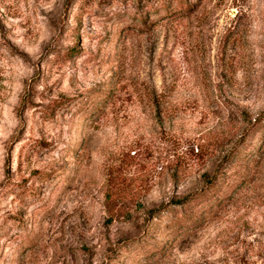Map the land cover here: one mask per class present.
<instances>
[{"label":"rangeland","instance_id":"374dc122","mask_svg":"<svg viewBox=\"0 0 264 264\" xmlns=\"http://www.w3.org/2000/svg\"><path fill=\"white\" fill-rule=\"evenodd\" d=\"M184 1L0 0V264H264V0Z\"/></svg>","mask_w":264,"mask_h":264},{"label":"trees","instance_id":"16d2710c","mask_svg":"<svg viewBox=\"0 0 264 264\" xmlns=\"http://www.w3.org/2000/svg\"><path fill=\"white\" fill-rule=\"evenodd\" d=\"M172 1L176 2L177 5H176L175 8L177 9L178 12H182V11L186 12V9L188 8V5H187V3L184 0H172ZM175 8L173 9L172 7L166 6L165 3H161L160 2V5L158 6V8L156 10V14L157 15L162 14L165 17H169V16H171L173 14V12L175 11ZM152 14H154V13H152ZM147 22L148 21H147L146 17L145 18L144 17H140L139 23H140V25L142 27L145 26ZM94 103L95 102H93V104ZM82 116H85V114H83ZM204 178H205L206 187L210 188L213 185L212 179H209L207 176H204ZM200 200H202V197H200V195H198V196L193 197V199L190 202L188 201L189 202L188 206L186 205V199L176 200V201H174V203H172V206H174V207L181 206L183 208V210H185V211L187 210L188 212H191L192 211L191 210L192 205L195 204L196 201H200ZM161 208L165 209V208H167V206H163ZM156 211H157L156 209L155 210H151L148 213V215L154 214ZM182 228H184V226Z\"/></svg>","mask_w":264,"mask_h":264}]
</instances>
